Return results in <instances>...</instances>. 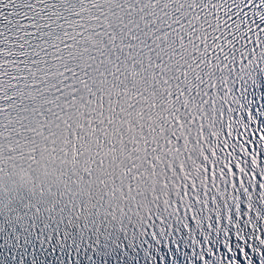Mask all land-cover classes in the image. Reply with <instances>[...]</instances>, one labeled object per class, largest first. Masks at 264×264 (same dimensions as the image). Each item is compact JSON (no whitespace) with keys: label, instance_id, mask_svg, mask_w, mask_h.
I'll list each match as a JSON object with an SVG mask.
<instances>
[{"label":"snow or ice","instance_id":"6c2138e0","mask_svg":"<svg viewBox=\"0 0 264 264\" xmlns=\"http://www.w3.org/2000/svg\"><path fill=\"white\" fill-rule=\"evenodd\" d=\"M0 264H264V0H0Z\"/></svg>","mask_w":264,"mask_h":264}]
</instances>
